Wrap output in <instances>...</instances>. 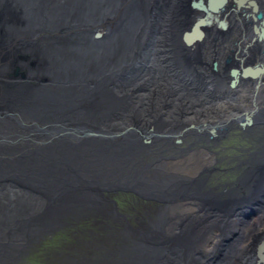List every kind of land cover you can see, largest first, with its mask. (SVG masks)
I'll return each instance as SVG.
<instances>
[{
	"label": "bare ground",
	"instance_id": "1",
	"mask_svg": "<svg viewBox=\"0 0 264 264\" xmlns=\"http://www.w3.org/2000/svg\"><path fill=\"white\" fill-rule=\"evenodd\" d=\"M194 1L0 0V157L67 181L44 206L0 200V264L58 232L89 254L55 264H264V0H222L189 41ZM233 130L236 161L206 146ZM112 155L142 182L106 180Z\"/></svg>",
	"mask_w": 264,
	"mask_h": 264
},
{
	"label": "water",
	"instance_id": "2",
	"mask_svg": "<svg viewBox=\"0 0 264 264\" xmlns=\"http://www.w3.org/2000/svg\"><path fill=\"white\" fill-rule=\"evenodd\" d=\"M221 1L222 0H219L215 5H213L211 0H207L206 4H205L204 0L194 1L192 3V7L202 9L203 11L205 10L207 12V14H206L203 21L194 25V27L191 28L190 32L187 33L186 37L188 38L189 41L197 38V36L199 35V33H198L199 27L207 21L206 19H208L211 14L216 12V9L223 3V2L221 3ZM261 16H262V14L258 15L259 18H261ZM220 24L222 25V22ZM257 32L260 33V35H261L260 37H264V28H262L261 30L257 29ZM143 51H144V48L142 47L140 54L143 55ZM140 54L136 55L137 58H136V60H134L132 62V64H129V66L132 67L131 68L132 70H135L134 66H135L136 61H140L142 59V58H139L142 56V55L140 56ZM243 72L246 74L254 73L251 70V68L245 69ZM236 74H239L238 70L233 71L232 75L236 76ZM78 76H80V75H78ZM80 77H82V76H80ZM82 78L84 80L86 79L84 77H82ZM118 78H120L122 81H124L126 79H130L131 77L129 74L123 73ZM78 80H79V78H78ZM246 120H247V117H246ZM143 142L145 144L149 143V141L147 139L143 140ZM56 152L58 153V151H56ZM2 154H4V153H2ZM15 156H17V155H15ZM116 156L117 155H112L108 160H107V158H108L107 157L105 160H103V161H105L103 163V165L101 164L102 167L106 166V167L111 168V171H110L109 175L106 177V180H108V181L114 180L116 182L115 183L116 186L117 185L124 186L125 184L127 185V183L133 179L136 182L141 183L142 181L140 180V178H141L140 172H137L136 176L131 178V179L128 178V176H126V178L121 177V176H114V175H117L116 159H114ZM10 157H11V155L9 156L7 154L4 155V157H3L4 159H2V157H0V162H3V166H2L3 170L0 171V177H2V179L0 180V200L2 199V201H4L3 198L5 196H7L8 200H6L7 203L5 204L7 207L12 208L11 206L14 203V201L22 195H26L32 199L34 198L33 199L34 201H32V200L31 201L34 203H38L40 206H44L43 205L44 199L46 197H48L49 195H51L52 193L57 194V192H58L59 195H64V193L61 192V190L64 188V184H66L67 181L65 178H63V176L61 174L57 173V174H55V176H53V174H52V176H49V175L44 176V172L40 168H38L39 172H37V171L36 172L35 171L34 172H30V171L22 172L20 170L13 171L11 169L16 164H13L12 161H14V160L11 159ZM25 157L28 158L27 155H21V158H25ZM119 157L117 159H119ZM21 158H20V160H21ZM5 160H8L7 165H6ZM53 171H56V170L55 169L52 170L51 173ZM30 173H35L37 175V177L32 178L30 176L31 175ZM38 175H40V176L38 177ZM111 176H113L114 179H112ZM82 179H83V182H89V178H87V177L80 178L81 181H82ZM55 185H56V187H55ZM78 185H82V184L79 183ZM78 185H75V187ZM44 187H46L48 189H45ZM57 187H58V189H57ZM126 187H118L117 189H111V190L127 191ZM111 190H109L108 192H110ZM28 244H29V241L24 242V245L27 246ZM1 247L7 249L6 251L2 252V254L0 256L1 259H3L5 256H8L7 252H9V254H14V249H12L14 247V245H12L11 243L6 242V243L2 244Z\"/></svg>",
	"mask_w": 264,
	"mask_h": 264
},
{
	"label": "rangeland",
	"instance_id": "3",
	"mask_svg": "<svg viewBox=\"0 0 264 264\" xmlns=\"http://www.w3.org/2000/svg\"><path fill=\"white\" fill-rule=\"evenodd\" d=\"M243 112L240 113L239 117L244 118ZM238 120V118H236ZM239 123V122H238ZM237 125V124H236ZM237 130L231 131V134L234 133V135L229 134L226 138L221 139L222 141H219L217 144H214V146L208 144L206 145L209 149L215 151L220 156L224 157L227 155L230 157V159H233V161H236L237 156L241 155L243 146H245L244 141L241 139V141L238 140ZM235 164V162H234ZM190 175V174H189ZM235 178L232 176L229 180H234ZM221 181L225 182V172L222 170L216 171L214 175L212 176L211 181ZM121 194L124 198H128V191H122ZM133 194V193H131ZM135 195V194H133ZM121 196V195H120ZM116 201H119V198L115 197ZM66 232H58L57 234H54L50 236L49 238L44 239V241L37 246L35 251L40 249V254L33 257L31 260H29L28 264H55L54 262V254L58 253L60 251H67V252H73L76 256L80 257L81 255H87L89 254V250H83L82 248H77L74 246H71L74 243H77L78 246H81L80 242H77L76 240H71L67 237L65 234ZM79 234V233H78ZM84 240H82L83 243ZM45 250V255L43 254ZM50 252L52 255H50ZM20 262L19 264H21Z\"/></svg>",
	"mask_w": 264,
	"mask_h": 264
},
{
	"label": "flooded vegetation",
	"instance_id": "4",
	"mask_svg": "<svg viewBox=\"0 0 264 264\" xmlns=\"http://www.w3.org/2000/svg\"><path fill=\"white\" fill-rule=\"evenodd\" d=\"M189 129L191 128V127H188ZM218 169V168H217Z\"/></svg>",
	"mask_w": 264,
	"mask_h": 264
}]
</instances>
